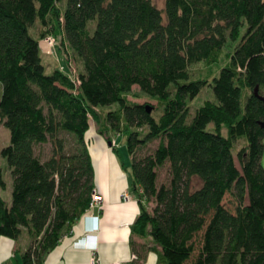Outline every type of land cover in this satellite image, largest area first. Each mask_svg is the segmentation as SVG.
I'll return each instance as SVG.
<instances>
[{
  "label": "trees",
  "instance_id": "obj_1",
  "mask_svg": "<svg viewBox=\"0 0 264 264\" xmlns=\"http://www.w3.org/2000/svg\"><path fill=\"white\" fill-rule=\"evenodd\" d=\"M60 1L0 0V124L9 132L0 155L11 177L10 201L0 196V237L25 229L22 264H44L71 233L95 192L85 139L92 118L114 154V138H126L139 209L130 236L150 238L155 264H264V107L254 94L264 96V0H163L161 8L66 0L63 9ZM46 34L68 66L78 58V82L56 67L45 72ZM221 60L211 82L190 79L191 63ZM133 85L155 99L156 116L127 99ZM206 85L214 100L188 119L187 102ZM156 139L151 153L136 155ZM46 143L41 159L35 147ZM165 164L168 180L158 183Z\"/></svg>",
  "mask_w": 264,
  "mask_h": 264
},
{
  "label": "crops",
  "instance_id": "obj_2",
  "mask_svg": "<svg viewBox=\"0 0 264 264\" xmlns=\"http://www.w3.org/2000/svg\"><path fill=\"white\" fill-rule=\"evenodd\" d=\"M87 132L85 139L93 164L94 189L101 200L74 223L71 233L62 237L47 254L45 263L155 264V253L147 250L150 238L130 236V225L139 209L130 192L128 172L111 159V147L99 133L93 131L91 137H87ZM125 195L129 197L125 198ZM86 226L95 228L89 240L83 238ZM21 232L22 245L18 243L19 237H0V264H22L21 254L31 239L25 229ZM17 255L19 259H16Z\"/></svg>",
  "mask_w": 264,
  "mask_h": 264
},
{
  "label": "rangeland",
  "instance_id": "obj_3",
  "mask_svg": "<svg viewBox=\"0 0 264 264\" xmlns=\"http://www.w3.org/2000/svg\"><path fill=\"white\" fill-rule=\"evenodd\" d=\"M158 8H161L163 5V0H151ZM65 2L66 0H61L59 2V6L61 9H63L65 7ZM38 22H36V24H34V26L32 27V29L30 30V33L35 36L37 35L38 31H39V27H38ZM94 24V21H91L88 23V27L92 28ZM47 47H45V44H43L41 41H39V54L41 57V61L45 66V72H49L53 67L59 68L61 69L65 74L72 76H76L77 72L81 69V64L78 60L77 57H74L73 59H70V66L67 65V63L65 62V60L62 58V56L59 54V52H57L56 49H54L53 51H51L50 53H46V49ZM222 64V60L214 65H206L203 61H197L194 63H191L188 66V71H189V76L190 79H195V78H199V77H208L209 82H211L212 80V76L217 75L218 72V68L219 66ZM70 67V68H69ZM127 99L133 102H138V103H146L147 105L151 106L150 110H152L153 115H157L158 111L153 110L152 107H155L156 102L155 99L147 96L146 94L142 93L138 86L133 85L131 87V91L129 92V94L127 95ZM205 99H210V100H214V96L213 93L210 89V87L208 85L203 86L200 90V92L191 100H189L187 102V105L189 107V117L188 119L191 118L193 111L195 108H197L198 106L201 105V103L205 100ZM244 94L242 93L241 96V104L243 107V103H244ZM115 104L114 105H110V106H101L99 107V111L101 112L100 114L103 115L105 113V111L108 110H112L115 108ZM97 123L90 118L89 120V131L87 132V137H91L92 132L94 131L96 134H98L97 132ZM225 132V129H223ZM99 135V134H98ZM111 137H114L115 135L110 133ZM103 138V137H102ZM104 139V138H103ZM115 144H116V153H112L111 154V159L115 160L119 165L123 166L124 169L128 172H130V164H131V159L130 156L127 153V149H126V138L123 135H117L115 138ZM67 143L69 144V140L67 138ZM9 142V132L8 130L2 125L0 124V148L5 146L6 144H8ZM158 140H153L151 142H149L147 145H145L144 147H142L141 149H139L136 153L137 156H142V155H146L149 154L153 151V149L155 148V146L157 145ZM242 144L241 141H238L236 143L235 149H237L240 145ZM50 144L46 143V144H42V145H38L35 147V153L41 158H45L49 152H50ZM70 149V146L67 145V150ZM262 163L264 164V156L262 157ZM126 167V168H125ZM158 173V183L160 182H166L168 180V164H165L163 167L159 168L157 170ZM0 174L3 178V180L6 183L5 188L0 189V196L6 200L7 202L10 201V193H11V177H10V173H9V169L8 166L6 164V161L4 158H2V156L0 155ZM224 204L230 208L233 209V199L232 196L229 194H226L224 196L223 199ZM149 205V209H151V207L153 206V202L149 201L148 202ZM25 233V232H23ZM22 234V232H21ZM20 238V235L18 236ZM24 239L20 238L18 240L19 244H23ZM16 259H19V256H16ZM12 261H15V259L13 260L12 257ZM15 263V262H14Z\"/></svg>",
  "mask_w": 264,
  "mask_h": 264
},
{
  "label": "built area",
  "instance_id": "obj_4",
  "mask_svg": "<svg viewBox=\"0 0 264 264\" xmlns=\"http://www.w3.org/2000/svg\"><path fill=\"white\" fill-rule=\"evenodd\" d=\"M41 42L43 44H45V47H47V48H45L46 49V51H45L46 53H50L51 51L56 49L55 45H56L57 40H56V37L53 36L52 34H46L44 37H42ZM72 79L75 82H78L77 76H72ZM124 197L128 198L129 196L125 195ZM100 200H101L100 196L98 194H96V192H93L92 196H91V200L89 202V209L92 208L94 205H96ZM44 264H49V263H44Z\"/></svg>",
  "mask_w": 264,
  "mask_h": 264
},
{
  "label": "clouds",
  "instance_id": "obj_5",
  "mask_svg": "<svg viewBox=\"0 0 264 264\" xmlns=\"http://www.w3.org/2000/svg\"><path fill=\"white\" fill-rule=\"evenodd\" d=\"M89 217H91V216H87V218H89ZM83 231H84V235H86V236H83V238H86V240H89L91 238L90 233H91L92 229H90L89 226H86Z\"/></svg>",
  "mask_w": 264,
  "mask_h": 264
},
{
  "label": "water",
  "instance_id": "obj_6",
  "mask_svg": "<svg viewBox=\"0 0 264 264\" xmlns=\"http://www.w3.org/2000/svg\"><path fill=\"white\" fill-rule=\"evenodd\" d=\"M256 91H257V88L254 89V94L263 102V107H264V96L257 95ZM260 125L264 128V117H263V120L260 122Z\"/></svg>",
  "mask_w": 264,
  "mask_h": 264
}]
</instances>
